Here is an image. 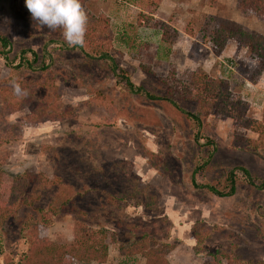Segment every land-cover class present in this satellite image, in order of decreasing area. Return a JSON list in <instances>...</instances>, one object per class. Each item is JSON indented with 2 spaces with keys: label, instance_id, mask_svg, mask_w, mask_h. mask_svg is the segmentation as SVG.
Listing matches in <instances>:
<instances>
[{
  "label": "rangeland",
  "instance_id": "obj_1",
  "mask_svg": "<svg viewBox=\"0 0 264 264\" xmlns=\"http://www.w3.org/2000/svg\"><path fill=\"white\" fill-rule=\"evenodd\" d=\"M81 3L87 15L103 17L98 32L101 44L110 48L136 86L166 95L169 87L177 85L176 80L185 81L190 73L202 69L224 79L232 93L246 103L245 120L263 121L264 71L254 75L257 61L233 42L219 58L211 50L215 20L233 21L264 37V20L242 11L237 0H218L214 6L208 0ZM150 16L152 20L144 18ZM155 22L168 23L179 32L173 46L162 45L156 30L148 28L155 27ZM0 34L11 36L13 55L22 47L40 54L48 44L46 50L55 57L53 72L57 79L52 83L56 88L39 90L34 95L36 101L12 113H7L8 104H15L16 94L12 84L6 82L12 77V66L0 57V113L5 124L0 130L12 127L9 135L15 141L7 149L11 154L4 167V182L10 185L13 176L32 172L42 177L35 206L46 207L52 200L71 196L85 212L82 219L69 213L55 217L41 236L58 245H71L76 222L83 220L107 246L105 264H144L141 257L122 256L119 248L129 246L144 232L175 245L167 258L171 264H204L210 253L217 251L230 253L232 264L264 261V140L257 149L246 150L239 144L234 147L235 134L242 137L236 142L253 141L257 135L233 119L214 114L203 119L197 129L173 105L126 93L97 64L84 60L79 53H61L59 44L50 42L64 40L61 30L41 28L32 20L24 0H0ZM123 35L129 45L117 39ZM28 77L44 80L39 73L21 76L24 80ZM4 85L7 88L3 90ZM177 102L196 113L193 102ZM38 104L45 111L43 121L33 125L28 119ZM67 109H72L75 118L62 122L48 117ZM68 132L70 137L65 136ZM198 133L204 138L197 143L214 152V159L207 170L195 171L199 148L193 136ZM117 161L126 164L123 168L131 167L127 172L136 176L132 181L149 186L144 189L146 195L157 194L154 210L130 207L136 203L131 200L114 201L117 192L127 189L121 177L126 170L116 165ZM165 163L171 168L168 172L161 170ZM230 174L235 177L232 196H216L205 188L218 181L220 191L227 193L230 182L225 178ZM29 211L32 209L19 210L17 216L23 218ZM24 250L12 228L0 229V264L17 259ZM221 261L228 262L224 258Z\"/></svg>",
  "mask_w": 264,
  "mask_h": 264
},
{
  "label": "trees",
  "instance_id": "obj_2",
  "mask_svg": "<svg viewBox=\"0 0 264 264\" xmlns=\"http://www.w3.org/2000/svg\"><path fill=\"white\" fill-rule=\"evenodd\" d=\"M217 1L208 0L211 6H214ZM237 4L242 11H249L264 20V0H237ZM153 14L151 13V15ZM144 18L148 21L152 20L153 17ZM102 21L104 23L102 16L95 17L88 15L87 33L83 47H70L64 40L59 42L51 40L50 42L59 44L58 48H61L60 51L63 54L79 53L84 60L97 64L102 71L111 74L116 80L115 84L120 89H124L126 93L143 99L163 100L173 105L197 129L202 127L203 119H206V117L212 114L233 119L240 127L256 134L257 139L253 141L243 139L241 142H236L235 140L240 141L242 137L240 135L236 136L235 134L232 146L236 147L238 144L243 145V149L246 150H249V147H253L254 149L259 147V142L264 140V113L262 122L249 119L245 120L246 103L235 93H232L229 84L224 79L214 78L204 70L198 69L187 76L186 82L180 80H176L175 82V79H173L178 87L177 85L169 87L166 95H160L153 91L145 90L143 87L136 86L130 77L127 76V71L122 69L111 55L112 51L110 48H105L101 44L102 40L98 32L100 31L99 28ZM215 21V27L210 33L213 55L220 57L227 44L233 42L237 49H246L252 58L257 61V68L254 71V75L260 76L264 71V37L258 33L244 30L242 26L233 21ZM155 23V27L149 26L148 28L156 30L162 45L173 46L178 40L179 32L171 29L168 23ZM117 39L122 45L130 44L128 43L129 41L126 42L127 38L125 35ZM47 46L48 44H45L41 48L40 54L22 47L13 55L14 45L11 36L9 34H0V57H4L9 64L8 66H12L10 67L12 77L6 82H10L11 84L13 82L19 83L21 88L27 93L24 96L15 95L16 102L13 105H11L12 103L8 104L7 113L22 109L24 106H29L32 102L36 101L37 99H34V95L39 90L44 91L49 89L50 86H52L51 89L56 88L52 83L57 79L56 73L53 72V67L56 65L55 57L53 53L46 50ZM28 54H30V57ZM33 73L41 74L44 80L41 81L40 79L36 81L34 77H28L26 80L21 78L23 74ZM172 78H174V75H172ZM165 82L168 83L167 81ZM2 88L3 90L6 89L7 85H4ZM12 93L11 95H13ZM177 100L193 102L196 105V113L193 114L180 107ZM52 108L55 109L54 107ZM34 112V114L29 116L28 120L30 124L36 125L43 121L42 116L45 111H43V106L38 104ZM2 115L0 113V127L1 125L5 126L2 123ZM73 115L74 112L72 109H67L61 112L57 111L55 115H49L48 117L58 121L62 120L63 122ZM72 118H75V116ZM11 129L12 127H7L6 129L2 128L0 130V229H4L5 226L6 229L12 228L13 235L17 241L23 242L25 250L19 254L17 259L9 258L4 261V264H72L74 262L105 264L107 261V246L103 243L102 238L98 239L95 233L86 227L83 220L76 222L74 243L71 245H58L40 235L43 229H48L52 226L55 217L69 213L82 219L85 212L74 204V198L71 196H65L64 199L56 200L57 202H53L52 200L46 207L35 206L34 203L39 201V196L36 194L40 192L42 177L36 176L32 172L24 171L20 175L13 176L12 184L10 185L4 182L3 178L6 174L4 167H6L11 154L7 149L15 142L13 137L9 135ZM65 136L70 137V133L68 132ZM203 138L204 135L202 133L193 136L196 145L198 144V140ZM197 147L199 151L195 156V171H199L200 169L207 170L214 159V152L207 149V146L198 144ZM115 164H119L121 169L126 165L124 162L118 161ZM162 166L164 167L162 168ZM162 166L161 170L164 172L171 170L166 163L162 164ZM129 169H131L130 166L123 168V170H126V173H121L124 188L126 186L128 190L126 189L120 194L117 192V197L114 201L125 202L126 200H131L136 203L134 206L129 205L130 207H142L144 209L154 210L157 202V194L150 192V194L146 195L144 189L149 186L142 181H132L131 179L133 177L136 178V176L127 172ZM243 173L248 175L247 171H243ZM233 178L235 177L232 174H230L229 178H225L230 182L227 193L220 191L218 181L216 182L217 184H207L205 188L209 193L216 196H232L235 193V179ZM192 183H194L193 180ZM30 208L32 211L27 212V216L25 215L23 218L17 216L19 210L25 212ZM197 235L195 233L194 236L197 237ZM119 248L122 256L128 258L141 257L145 261L144 264H171L167 258L176 247L175 245L161 242L155 239L153 235L144 232V234L137 237L129 246L120 245ZM208 258L209 260L204 264H223L221 261L222 258L228 261L227 264H232V261L234 262L231 254H228L226 251L210 253ZM243 264H264V261L259 263L245 262Z\"/></svg>",
  "mask_w": 264,
  "mask_h": 264
},
{
  "label": "clouds",
  "instance_id": "obj_3",
  "mask_svg": "<svg viewBox=\"0 0 264 264\" xmlns=\"http://www.w3.org/2000/svg\"><path fill=\"white\" fill-rule=\"evenodd\" d=\"M25 7L41 28L61 30L70 47H83L88 26V15L81 0H24ZM16 95H27L19 83L13 82Z\"/></svg>",
  "mask_w": 264,
  "mask_h": 264
},
{
  "label": "crops",
  "instance_id": "obj_4",
  "mask_svg": "<svg viewBox=\"0 0 264 264\" xmlns=\"http://www.w3.org/2000/svg\"><path fill=\"white\" fill-rule=\"evenodd\" d=\"M168 1H171V0H168ZM230 50H231V49H230ZM223 52H224V51H223ZM223 52H222V53H223ZM225 53H226V51L224 52V54H225ZM214 57H215V56H214ZM220 57H221V56H220ZM216 58H219V57H216ZM262 74L264 75V73H262Z\"/></svg>",
  "mask_w": 264,
  "mask_h": 264
}]
</instances>
